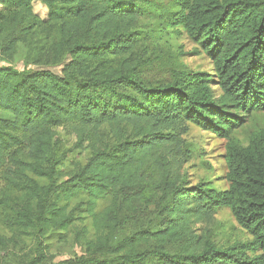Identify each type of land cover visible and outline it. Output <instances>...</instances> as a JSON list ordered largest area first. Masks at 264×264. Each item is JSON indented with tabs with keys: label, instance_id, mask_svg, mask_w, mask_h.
Returning <instances> with one entry per match:
<instances>
[{
	"label": "trees",
	"instance_id": "16d2710c",
	"mask_svg": "<svg viewBox=\"0 0 264 264\" xmlns=\"http://www.w3.org/2000/svg\"><path fill=\"white\" fill-rule=\"evenodd\" d=\"M41 1L59 27L55 52L68 53L70 62L61 75L0 67V114L8 116L0 115V226L31 233L39 244L50 229L65 230L76 220L86 206L69 210L76 196L87 198L95 217L97 201L112 195L104 216L109 227L122 195L145 189L150 198L158 189L157 231L139 230L114 246L99 236L95 256L62 264H264V129L246 145L233 136L264 112V0ZM32 2L0 0V25L16 15L32 18ZM143 16L151 26L140 27ZM20 26L25 35L35 28ZM181 32L207 57L209 70L173 61L163 81L145 79L143 70L161 58L147 56L144 44ZM185 123L227 141L226 190L179 179L182 140L175 131ZM66 125L78 146L85 130L104 125L115 127L118 141L59 183L68 154L56 157V129ZM125 127L134 135L123 133ZM222 208L231 209L249 240L217 246L198 235L194 226Z\"/></svg>",
	"mask_w": 264,
	"mask_h": 264
},
{
	"label": "rangeland",
	"instance_id": "374dc122",
	"mask_svg": "<svg viewBox=\"0 0 264 264\" xmlns=\"http://www.w3.org/2000/svg\"><path fill=\"white\" fill-rule=\"evenodd\" d=\"M156 1L170 2V0ZM2 8L0 4V10ZM49 14L48 7L41 0H33L32 18H21L16 15L0 25V67H13L18 71L29 72L49 70L61 75L64 67L70 62V56L66 52L56 54L55 47L60 40L59 27L49 22ZM20 22L27 27L35 28L28 30V34L25 35L21 33ZM151 23L152 20L147 17L143 16L139 19L140 27L151 26ZM13 39H16L14 46L10 45ZM143 51L154 59L156 56L161 58L157 66L144 69L142 72V76L150 82L163 81L166 78L164 71L173 61L187 69L208 71L210 68L207 57L184 32L167 34L161 39L148 41L144 44ZM214 91L218 96L216 88ZM0 115L8 117L4 114ZM261 129H264V112L254 114L233 136L242 145H246L251 135ZM84 132L85 143L83 146H78L77 133L71 131L70 125L56 129L59 137V143L55 148L56 157L58 159L64 153L68 154V159H64L58 167L59 183L68 175L78 172L96 151L112 148L118 141L115 127L109 125L102 126L97 132L89 129ZM175 132L182 140L181 150L177 152L180 162L174 169L179 173V179L188 181L187 183L191 185L210 181L218 189L226 190L228 188L225 166L227 141L190 123L179 126ZM123 133H127L129 137L134 135L131 127H125ZM2 184L0 180V188ZM157 190L150 198L145 196V189L141 194L134 193L129 197L121 194L120 205L117 207L119 212L116 213L115 220L110 222L109 227L105 224L104 216L106 210L113 207L112 195L97 201L95 217L88 211L87 198L76 196L72 198L69 210L74 209L81 202L86 204L75 212L76 220L65 230L50 229L40 239L39 244L31 233L14 232L8 225L0 226V234L5 243L4 246H0V264H28L38 257H42L40 264H62L81 257L95 256V245L99 236H103L111 246H114L139 230L155 232L159 225L157 205L160 194ZM125 198L132 199V202L126 204ZM194 229L198 235L210 239L217 246L250 239L229 208L218 210L212 221L196 224ZM165 247L172 251L179 249L177 244H166Z\"/></svg>",
	"mask_w": 264,
	"mask_h": 264
}]
</instances>
